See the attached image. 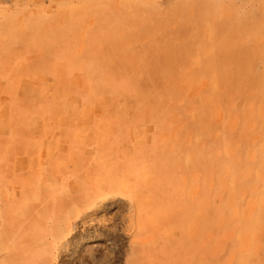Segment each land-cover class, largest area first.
<instances>
[{
	"label": "rangeland",
	"instance_id": "rangeland-1",
	"mask_svg": "<svg viewBox=\"0 0 264 264\" xmlns=\"http://www.w3.org/2000/svg\"><path fill=\"white\" fill-rule=\"evenodd\" d=\"M39 245L264 264V0H0V264Z\"/></svg>",
	"mask_w": 264,
	"mask_h": 264
},
{
	"label": "bare ground",
	"instance_id": "bare-ground-1",
	"mask_svg": "<svg viewBox=\"0 0 264 264\" xmlns=\"http://www.w3.org/2000/svg\"><path fill=\"white\" fill-rule=\"evenodd\" d=\"M80 199L78 195H72L70 197L69 201H66L60 205V209L58 210L57 220H63L65 219L64 213L70 208L72 205L71 203H74L75 205L80 204ZM63 214L64 216H61ZM24 260L27 264H45L50 252L49 249L45 248L44 245H39L38 247H35V249L25 251L24 253Z\"/></svg>",
	"mask_w": 264,
	"mask_h": 264
}]
</instances>
